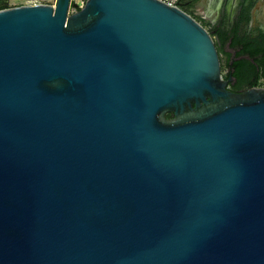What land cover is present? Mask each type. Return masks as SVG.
Returning a JSON list of instances; mask_svg holds the SVG:
<instances>
[{"label":"water","instance_id":"water-1","mask_svg":"<svg viewBox=\"0 0 264 264\" xmlns=\"http://www.w3.org/2000/svg\"><path fill=\"white\" fill-rule=\"evenodd\" d=\"M71 3L0 10V264H264L262 84L181 7Z\"/></svg>","mask_w":264,"mask_h":264},{"label":"flooded vegetation","instance_id":"flooded-vegetation-1","mask_svg":"<svg viewBox=\"0 0 264 264\" xmlns=\"http://www.w3.org/2000/svg\"><path fill=\"white\" fill-rule=\"evenodd\" d=\"M258 2L259 0H209L208 10L201 12L196 10L194 0L180 1L181 8L212 35L220 55L222 69H226L228 77L226 80H232L229 88L233 92L240 93L242 90L235 91V79L229 76L230 73L236 71L238 64L251 60V53L242 51L250 48L257 51L255 53L258 56L264 55V7L253 18V7ZM235 40L241 44L236 50L231 48ZM226 41L228 43L224 47Z\"/></svg>","mask_w":264,"mask_h":264},{"label":"trees","instance_id":"trees-1","mask_svg":"<svg viewBox=\"0 0 264 264\" xmlns=\"http://www.w3.org/2000/svg\"><path fill=\"white\" fill-rule=\"evenodd\" d=\"M8 8L7 4L2 6L0 9ZM228 41L224 42V47H226ZM241 46L239 41H236L231 44V48L238 49ZM242 52L251 53V60L240 63L236 66V71L230 73L229 76H232L235 79V91L242 90L241 92L247 91L251 88L259 87L262 82H264V55L258 56L255 52L250 48H245ZM241 52V53H242ZM264 52V49H263ZM264 54V53H263ZM253 60V61H252ZM235 66L232 67L234 70ZM228 77H226L227 79ZM168 118H173L174 115L172 113L167 115Z\"/></svg>","mask_w":264,"mask_h":264},{"label":"built area","instance_id":"built-area-1","mask_svg":"<svg viewBox=\"0 0 264 264\" xmlns=\"http://www.w3.org/2000/svg\"><path fill=\"white\" fill-rule=\"evenodd\" d=\"M88 0H76V3L72 7H70V13H75L82 8L85 7ZM161 2L166 3L169 6H177L181 7L180 1L181 0H159ZM58 0H7L8 8L12 7H19V6H26V5H50L52 7H56Z\"/></svg>","mask_w":264,"mask_h":264},{"label":"rangeland","instance_id":"rangeland-1","mask_svg":"<svg viewBox=\"0 0 264 264\" xmlns=\"http://www.w3.org/2000/svg\"><path fill=\"white\" fill-rule=\"evenodd\" d=\"M182 1H187V0H182ZM6 3H7V0H0V8L4 5H6ZM75 3H76V0H72V7L74 6ZM194 3L196 5L195 6L196 10L201 11V12L208 10L209 0H194ZM263 7H264V0H259V2L256 3L253 7V18H255L257 16V13H259V11ZM213 18H215V16ZM222 75H223V78L226 79L227 73H226L225 68L222 69ZM261 84L264 87V82H262Z\"/></svg>","mask_w":264,"mask_h":264}]
</instances>
